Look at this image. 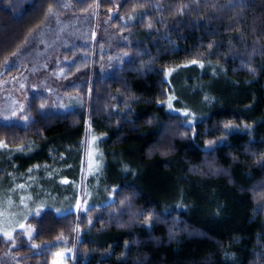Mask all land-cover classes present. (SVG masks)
<instances>
[{
	"label": "trees",
	"instance_id": "16d2710c",
	"mask_svg": "<svg viewBox=\"0 0 264 264\" xmlns=\"http://www.w3.org/2000/svg\"><path fill=\"white\" fill-rule=\"evenodd\" d=\"M57 3L0 0L2 76ZM110 22L137 37L120 64L100 68L104 58L76 46L57 71L87 77L70 109L42 113L30 101L26 126L0 122V144L32 149L38 165L65 157L88 175L95 139L105 199L30 216L29 240L0 239L1 256L49 264L70 249L68 264H264V0H124ZM75 181L87 185L83 174Z\"/></svg>",
	"mask_w": 264,
	"mask_h": 264
},
{
	"label": "rangeland",
	"instance_id": "374dc122",
	"mask_svg": "<svg viewBox=\"0 0 264 264\" xmlns=\"http://www.w3.org/2000/svg\"><path fill=\"white\" fill-rule=\"evenodd\" d=\"M57 1L55 16L51 18L50 15L44 26H41L40 32L36 36L32 34L27 40H31L30 45L17 61L20 67L15 72L5 73L3 76L0 74L2 123L26 126L32 117L29 114L30 101L40 104V109H45L42 113H53L56 110L65 112L70 109V104L79 99L76 91L87 78H84V73H80L62 80L59 75L63 73H57L62 65L69 64L78 56L68 53L72 48H84L83 54L87 58L98 54L100 60L104 58L100 68L109 70L126 58L123 49L131 46L137 38L134 32L117 33L110 22L124 0H107L112 5L108 10L101 6L102 0H86L83 6L79 5L82 0ZM94 48L99 51L96 52ZM63 53L70 56H63ZM182 106L188 108L185 104ZM162 132L164 137L172 135L170 129ZM17 140L19 142L21 138ZM0 145V239L7 245L16 243V234L29 240L31 229L27 220L32 215H39L46 209L58 215L83 211L105 199V191L95 179L103 168L101 152L98 151L95 139L94 149L90 154L92 163L88 167L91 173L89 175L86 168H74L64 160L65 157L60 161H53L52 164L38 165L30 162L31 155L34 154L32 149ZM204 166L215 172L208 163ZM81 174L87 180V185L82 187L75 181ZM72 177H75L74 181ZM257 194L256 192L254 195ZM72 254L70 249H59L54 252L49 264H68ZM1 255L3 254H0V264L12 263V260Z\"/></svg>",
	"mask_w": 264,
	"mask_h": 264
}]
</instances>
